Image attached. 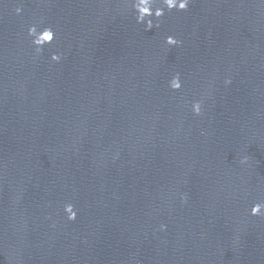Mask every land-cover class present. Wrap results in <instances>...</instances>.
Returning <instances> with one entry per match:
<instances>
[{"label": "water", "instance_id": "water-1", "mask_svg": "<svg viewBox=\"0 0 264 264\" xmlns=\"http://www.w3.org/2000/svg\"><path fill=\"white\" fill-rule=\"evenodd\" d=\"M257 202L264 0H0V264H264Z\"/></svg>", "mask_w": 264, "mask_h": 264}, {"label": "clouds", "instance_id": "clouds-1", "mask_svg": "<svg viewBox=\"0 0 264 264\" xmlns=\"http://www.w3.org/2000/svg\"><path fill=\"white\" fill-rule=\"evenodd\" d=\"M131 10L135 14V21L139 25L144 26V30L151 31L153 28H160L161 18L165 15V10L168 12H186L192 0H129ZM16 14L20 15L22 9L16 8ZM28 36L31 37L32 45L34 46L37 55L41 53L45 46L51 45L55 39V32L50 27H45L38 31L35 25L29 27ZM164 44L167 48H176L181 45V41L177 40L174 36H166ZM63 56L62 54L53 53L51 61L53 63H60ZM230 80H226L225 84H230ZM168 87L172 91H179L182 88V82L179 74L174 75L168 83ZM194 115L201 114L202 104L200 101H195L191 105ZM247 158L245 157L240 161L241 164H246ZM182 200L185 198L182 197ZM64 213L69 222H74L77 218V212L72 204L64 206ZM249 215L252 217H264V202H257L252 205ZM161 231L165 230V226L161 225Z\"/></svg>", "mask_w": 264, "mask_h": 264}]
</instances>
